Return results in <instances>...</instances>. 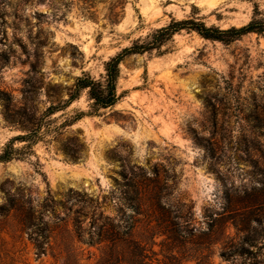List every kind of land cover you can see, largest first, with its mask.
Instances as JSON below:
<instances>
[{
    "label": "rangeland",
    "instance_id": "374dc122",
    "mask_svg": "<svg viewBox=\"0 0 264 264\" xmlns=\"http://www.w3.org/2000/svg\"><path fill=\"white\" fill-rule=\"evenodd\" d=\"M256 8L264 17V0H0V153L36 134L0 163V264H264L263 35L183 31L122 62L115 106L95 111L83 91L48 114L173 19L225 30Z\"/></svg>",
    "mask_w": 264,
    "mask_h": 264
},
{
    "label": "trees",
    "instance_id": "16d2710c",
    "mask_svg": "<svg viewBox=\"0 0 264 264\" xmlns=\"http://www.w3.org/2000/svg\"><path fill=\"white\" fill-rule=\"evenodd\" d=\"M183 31L196 32L206 40L231 43L249 34L264 36V17H262L260 10L256 8L254 18L247 25L225 30L207 26L204 22L197 19H173L168 25L155 30L146 42L137 41L132 46L124 48L116 56L112 57L105 65V76L102 80H96L90 75L79 77L76 80L70 97L63 104L51 106L48 109V114L52 115L68 108L80 98L83 91H88L95 111L115 106L121 99V95L118 94V82L121 76L122 62L130 56L143 55L161 49L165 44L172 41L177 34ZM82 116L84 114L77 116V119L82 118ZM35 137L36 134L32 133L12 139L0 153V163H9L13 160L24 159L26 155L30 154V151H26L36 144ZM19 140L28 142V145L22 149L15 147V142ZM118 259V264H125V260Z\"/></svg>",
    "mask_w": 264,
    "mask_h": 264
}]
</instances>
